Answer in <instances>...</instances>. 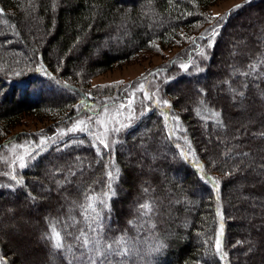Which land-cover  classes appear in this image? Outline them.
Wrapping results in <instances>:
<instances>
[{
    "label": "trees",
    "instance_id": "16d2710c",
    "mask_svg": "<svg viewBox=\"0 0 264 264\" xmlns=\"http://www.w3.org/2000/svg\"><path fill=\"white\" fill-rule=\"evenodd\" d=\"M217 1L0 0V153L30 148L25 167L0 171V211H37L40 234L28 262L0 230L2 264H84L78 247L56 250L49 236L55 226L77 243L85 194L107 199L96 204L102 237L133 249L110 264H264V0L236 5L221 24L207 13ZM172 47L180 52L150 71L142 113L110 149L88 133L60 135L125 104L135 85L91 80ZM27 117L46 126L14 133Z\"/></svg>",
    "mask_w": 264,
    "mask_h": 264
},
{
    "label": "rangeland",
    "instance_id": "374dc122",
    "mask_svg": "<svg viewBox=\"0 0 264 264\" xmlns=\"http://www.w3.org/2000/svg\"><path fill=\"white\" fill-rule=\"evenodd\" d=\"M246 0H218L213 6H211L207 13L211 20L218 21V24L222 23L225 20L227 13L230 12L236 5L243 3ZM258 11H251V13H257ZM259 13V12H258ZM211 27V26H210ZM178 52H180V47H172L166 49L156 48L152 51L142 53L137 60L132 61L131 63L117 66L114 69L95 77L91 80L90 84L92 87L97 85H106V84H118L122 85H130L131 83H135L133 85V89L131 91V97L126 101L125 104L118 106H109L104 109H107L106 112L99 111L95 114L89 115H81L79 118L74 120L71 125L62 129L66 134L64 136H74L79 133H88L95 140V136L92 134V131H74L68 132L67 130L72 128L75 122L78 119L87 120L89 116L94 119H102L106 121V126L109 131L107 134V140L111 143L113 139L119 136L123 131H125L130 125H133V120L142 113L139 111V98L138 94L145 92L148 95L150 91V85L152 86V78L148 80L150 75V71L164 66L168 63V61L174 57ZM156 73V71L154 70ZM152 72V73H154ZM147 79V80H146ZM143 82H142V81ZM141 81L139 84L136 82ZM142 84L143 88L140 89L138 86ZM131 100V106L129 108V101ZM145 101V99H144ZM144 108V107H143ZM112 117L118 119L121 124L109 123ZM132 122V123H131ZM23 125L17 128L14 133H19L22 131H39L43 129L46 124L42 122H38L32 117H27L22 121ZM83 127V125H81ZM90 128H93L97 135L103 133L104 129L99 125H89ZM113 127L120 128L118 132H112L111 129ZM113 144H111V147ZM29 146H23L20 144L12 143L9 147H6L0 153V171L8 169V172L13 173L16 170L18 171V166L20 162V157L25 158L29 153ZM9 175H12L10 174ZM0 174H2L0 172ZM65 197V196H63ZM61 199V198H60ZM11 207V206H10ZM7 206V208L0 211V230L7 234V237L13 243L14 252L19 256L21 255V259L24 261L32 262L33 249H36L35 241L38 243L40 234L37 230V225L39 224L37 219V211L34 213H30L23 207L21 212L18 213L17 209H11ZM27 211V212H26ZM220 214V213H219ZM220 217V215H219ZM39 244V243H38ZM32 253V254H31ZM36 254V253H35ZM34 254V255H35Z\"/></svg>",
    "mask_w": 264,
    "mask_h": 264
},
{
    "label": "snow or ice",
    "instance_id": "6c2138e0",
    "mask_svg": "<svg viewBox=\"0 0 264 264\" xmlns=\"http://www.w3.org/2000/svg\"><path fill=\"white\" fill-rule=\"evenodd\" d=\"M239 7V6H238ZM216 30L214 29L213 32ZM203 38V37H202ZM209 47H211V43H209ZM182 67L187 68V65H183ZM250 67H255V65H250ZM247 74V73H246ZM140 89L143 88V85L140 84L138 86ZM242 95V93H241ZM147 95L145 96V99H148ZM165 106H169L167 102H164ZM131 106V100L129 101V108ZM89 110H91V106H89ZM101 111L106 112L107 109H102ZM213 115L217 117V122H219V114L213 112ZM178 119V118H174ZM109 123L114 124H121V122L116 119L115 117H112L111 121ZM99 125L101 128L104 129L103 133L100 135H97L93 128H90L89 125ZM83 125V127H81ZM123 124H121V127ZM120 128L113 127L111 129L112 132H118ZM68 132H74V131H92V134L95 136L97 140V146H102L104 150H108L111 147V144H114L116 141L113 139L111 143L107 140V134H108V127L106 126V121L102 119H94L93 117L89 116L87 120L84 119H78L74 126L67 130ZM66 134L64 131H61L60 135ZM41 144L45 143L44 141H40ZM242 156H248V153H242ZM103 158V157H102ZM21 168L25 167L24 158L20 157V165ZM261 167H264V165H261ZM118 172V170H117ZM109 178V184L108 189L109 193L105 194V197H108L109 194L112 193V181L117 178V173H114L112 171H109L108 173ZM205 180H207L209 183H216L214 182L210 177L205 176ZM147 191V189H145ZM86 198L88 200V203L86 205H83L84 212L87 213L85 219L87 221V231H85L83 228L79 230V235H76L74 237V241L77 243H74L73 245H65L63 242L61 233L56 230V227L53 226L51 229V234L49 236L53 248L56 250H64L66 252L71 253L73 247H78L80 252V259L84 262V264H110V258L114 255L116 256H128L132 251V247L130 246L128 240L121 236L113 240H108L107 238L102 237V218L100 215V211L103 210V208L108 207L107 205V199L106 198H97L94 196H88L87 194ZM99 204L101 206L100 211L97 210L96 204ZM141 208L143 209L142 215H146L151 211V205L148 203L142 204ZM89 232L95 233L96 235H89ZM216 249L217 252L220 253V255H223L222 252H220L221 248V241L218 238L216 240ZM73 257L75 258V254L73 253ZM0 264H2V261H0Z\"/></svg>",
    "mask_w": 264,
    "mask_h": 264
}]
</instances>
